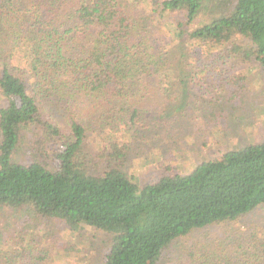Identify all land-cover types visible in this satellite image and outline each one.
Returning a JSON list of instances; mask_svg holds the SVG:
<instances>
[{
    "label": "trees",
    "instance_id": "trees-1",
    "mask_svg": "<svg viewBox=\"0 0 264 264\" xmlns=\"http://www.w3.org/2000/svg\"><path fill=\"white\" fill-rule=\"evenodd\" d=\"M175 13L184 14L178 23ZM199 15L204 22L188 31ZM166 23L168 41L158 42L155 30ZM235 36L253 46L239 58L264 71V0H0V94L7 102L0 108V208L113 235L104 264H158L178 238L255 211L264 204V143L202 161L184 175L166 166L168 175L140 186L114 164L94 175L80 161L92 132L107 127L112 138L125 126L126 134L141 135L130 131L147 123L136 103L149 101L165 80L166 98L185 104L188 59L205 56L200 64L209 77L219 56L231 57L222 49ZM174 104L153 120H173ZM30 125L59 141L53 170L12 161ZM113 149L114 161L124 156ZM1 237L0 264H37V249L8 247ZM219 242L181 264H264V238L254 231Z\"/></svg>",
    "mask_w": 264,
    "mask_h": 264
},
{
    "label": "rangeland",
    "instance_id": "rangeland-1",
    "mask_svg": "<svg viewBox=\"0 0 264 264\" xmlns=\"http://www.w3.org/2000/svg\"><path fill=\"white\" fill-rule=\"evenodd\" d=\"M183 17V13H175L172 21L178 23V18ZM205 18L199 15L188 26V31L200 26ZM166 26L167 23L165 29L157 27L155 30L158 42L168 41ZM231 40V45L222 49L223 53L230 49L231 57L220 59L222 55L219 56L217 62L210 65L209 77L203 74L205 68L200 64L205 56L195 54L188 59L185 71L190 75L185 86L190 91L182 96V100L185 96V104L177 101L174 104L172 98H166L163 90L169 85L168 80L157 87L162 89L153 97L148 95L149 101L136 103L138 112L146 110L147 114L138 115L147 123L130 131L135 135L142 133L143 137L126 134L125 126L116 127L112 138L107 127L92 132L80 148V161L85 163L87 173L101 174L114 164L140 186L168 175L164 171L166 166L184 175L202 161L217 159L249 144L264 143V71L255 60L239 58L242 49L253 48L248 40L240 36ZM186 44L190 49V43ZM171 47L175 45L165 49ZM6 103L0 94V108ZM173 104V120L163 124L153 120L159 110L167 111ZM121 115L114 118L119 119ZM59 146V141L48 139L37 127L30 125L24 127L22 142L12 155V161L19 164L40 162L53 170L52 153ZM113 148L124 156L114 161ZM251 231L264 238V204L235 222L210 225L178 238L165 250L158 264H181L184 258L201 248L214 250L219 241L229 244L234 239H247ZM0 234L8 247L29 244L37 249V264H104L113 242V235L109 233L87 226L71 229L61 220L42 218L26 208H0ZM242 244L247 245L246 242Z\"/></svg>",
    "mask_w": 264,
    "mask_h": 264
}]
</instances>
